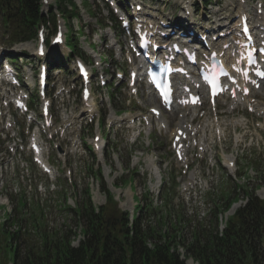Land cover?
<instances>
[{"label": "trees", "instance_id": "1", "mask_svg": "<svg viewBox=\"0 0 264 264\" xmlns=\"http://www.w3.org/2000/svg\"><path fill=\"white\" fill-rule=\"evenodd\" d=\"M57 1L68 23L74 16L80 19L73 0ZM0 16L4 24L9 23L15 39L33 37L35 26L44 18L40 0H0ZM230 202L223 203L222 209L226 210ZM150 213H154L151 207L141 208L131 228L127 226V214L122 213L119 224L113 220L107 228L103 208L96 212L85 199L78 212L71 215V222L80 226L84 236L77 247L71 246L76 233L69 225L47 229L40 216L30 215L24 219L28 225L24 228L23 219L8 216L0 224V236L4 238L0 242V264H184L175 250H170L179 242L176 235L184 228L183 218L174 224L163 220L156 227L143 226ZM215 217L216 208L209 227L200 225L192 234L191 242L185 245L187 256L198 264H264V248L260 246L264 235V202L250 195L246 205L228 218L220 236L216 232ZM14 222L17 230H5L7 224ZM163 223L168 226L162 232ZM149 238L154 240L152 248L146 245Z\"/></svg>", "mask_w": 264, "mask_h": 264}, {"label": "rangeland", "instance_id": "2", "mask_svg": "<svg viewBox=\"0 0 264 264\" xmlns=\"http://www.w3.org/2000/svg\"><path fill=\"white\" fill-rule=\"evenodd\" d=\"M49 1L54 2V0H49ZM170 1H174V0H170ZM216 1H220V0H209V2L212 3L209 6V7H211V8H209L211 10V12L214 10H217L216 5H214V3ZM221 1L223 4L226 3L227 5L230 2L231 6L234 3H236V0H226V1L221 0ZM75 2H76L77 6L80 10V13H81L80 23L83 25V27H85V34H80L79 36H77V37H79L78 41H82L83 37H86L87 42H92V40L90 38H88V36H87L86 26H87L88 22L91 23L92 21H94V18H91L88 15H86L85 11L89 12V14L92 13L93 17L102 18L103 14H104V16L107 14V10L103 6L100 9V7H98L99 3H97L96 0H87V5L89 8L84 7V5L81 4L80 0H75ZM94 2L97 4L95 5ZM219 8H220V6H219ZM44 10L46 11V8H44ZM73 23H74V28L77 29V27L79 25L76 24V21L74 19H73ZM70 34H71V29L69 28L68 44L71 48L72 47L74 48L75 40L71 39ZM82 47L80 46V48L83 50L84 47L83 48ZM262 94H264V93H262ZM116 96H117V94L115 92V97ZM148 104L152 105V100H150V102ZM149 105H147V107ZM176 117L177 116L172 117V119L176 118ZM104 126H105V118H104ZM104 126L102 125L101 118H100V128L102 131L104 130ZM240 132H243V131L241 130ZM128 133H129V129H127L126 127H123L120 132H118L117 134L112 133L111 136H109V137H107V132H105V134H104L105 139H108V141H109L107 144V155H109L111 151H113L114 154L117 155V160L114 163H112L110 166L108 165V162H107L109 159V157H107V156L104 157V160H105L104 165H103L104 168L98 162L97 169L100 168L99 166H101V170H102V174H103L102 177L105 181L106 189H108L111 192V195H113V198H114V196H115V193L113 191L114 187H111L113 182L117 183V185H118L117 188H122V189L127 188L128 182H131L130 184H131V187L133 190L132 194L134 195V197L140 198V196H142V200H143V198H144L143 192L145 189L142 187V185L145 183L146 177L143 174H140V171H139L140 167L138 166V164H134L130 161V155L134 150H139V151L153 150L154 153L162 159L161 162H162V166L164 167L162 184L164 185L165 189H168L167 191L170 194V196L171 197L174 196L176 194L175 187L173 188L172 186H169V185L172 184L171 178H174V175H175V173H174L175 172V165L171 160L172 156H171V153L169 152L167 135L163 134L164 136L159 137V134L157 132L152 131L148 135L149 137H146L147 134H144V132H143L142 136L135 142V144L130 145L131 144L130 139L127 137ZM250 140H252V143H256V138L253 136V134H248L246 136V141H250ZM221 144H222L221 148H220V144H218L219 149H220V150L218 149L219 151L217 150V147H214L212 152H216V154L218 153V154H220V156H223V154H225V153L235 155L237 168H239V166H240L239 173H238V174H240V176L239 177L236 176L237 180L229 178L228 177L229 174L226 173L225 170L222 168V165H220L221 163H219L216 160L215 166H217L218 171L216 173L214 172V173L210 174L208 177H211L212 179H217L218 185L214 186V192L208 194V196H207L208 201H210L212 199V197L210 195H213V194H216V197H219L220 195H222V193H224L226 195V197L227 196L232 197L236 192V188H237L235 186L236 181H238V184L241 186V188L244 187L245 189H248V190L249 189H259L260 187H264V179L262 177H260L261 174L257 173L254 169L251 170V166H250L251 161H249V165H247L245 162V160H247V158L244 157L242 159V164L241 163L238 164V158L241 156V149L243 147V144L240 147H237L236 143H234V141L232 140L231 137H226L225 140H222ZM219 159L221 162H223L222 158H219ZM90 161H89V159L81 158V159H79V161L77 162V165L74 168L73 172H74V176H75L74 178L76 180L75 181L76 182L75 183L76 197L73 195V198L76 200V203H79L81 201V199H83V190L88 185L91 189V195L94 199V204L95 205H99V204L102 205L105 203V201L103 198V194L101 193V190H100V184H98V182H96L97 178L95 179L94 176L92 178H90L92 173L89 171V168L94 169L92 167ZM170 165H171V172L169 173ZM142 169H145V166H143ZM105 171L106 172L109 171L107 173L108 178H111V181L109 183L105 180V175H104ZM2 173H3V175H2L3 177L0 179V204H4V206L6 205L8 208L10 205L11 210L13 211V208L16 204L14 203V201L13 202L10 201L11 197L9 196V194H7L9 192V190H8L7 184H6V178H5L6 176L4 175V172H2ZM162 184H161V187H162ZM59 185L62 188L65 186L66 190L64 191V193H66V191H67L68 192L67 196H70L69 190L71 188H68L64 183H59ZM3 186L6 187V190L3 189ZM26 190H27V188L25 187V190L23 189L24 194H25ZM241 191L242 190H240V192ZM128 193H129V191H128ZM62 196H63V191L59 190L58 187L56 188L55 192L53 194H51L50 198L52 199V201L50 203H48L47 208H46L47 222L48 223H49V221H51V222L55 221L56 224H59L62 222V219H64V217H71V216L67 215V213L61 212V210H63V209L60 206L62 204L59 202V200L60 201L62 200ZM120 200H122V201L125 200V207H123V209L128 211V209L130 208V204L128 203L129 197L124 198L121 196ZM114 201H116V200H114ZM67 202L69 203L68 198H67ZM0 207H2V206H0ZM55 208L59 209V212L55 211ZM104 211L107 215H109V214L114 215V214L118 213L119 211H123V210L117 209L114 206V204H110V206H108V204H105ZM137 211H139V207H136L135 213H137ZM59 215H61V216H59ZM107 215H106V217H107ZM0 242H3L2 236H0Z\"/></svg>", "mask_w": 264, "mask_h": 264}, {"label": "bare ground", "instance_id": "3", "mask_svg": "<svg viewBox=\"0 0 264 264\" xmlns=\"http://www.w3.org/2000/svg\"><path fill=\"white\" fill-rule=\"evenodd\" d=\"M240 13V12H238ZM231 105V102H229L227 104V108H226V113H229V106ZM255 108V112L256 113H260L261 112V109L263 108V106L260 104V105H255L254 106ZM210 116H212L210 119L207 118V117H204L199 123H197L196 125L194 124V126L191 128V129H184L187 131V133L191 132V131H194V133L196 132L198 134V136L195 137V140L197 142V147H205V138L203 136L204 132L209 130L207 127H210L211 125H215V129L214 130H220L219 126H220V122L216 120V122L214 121L215 117H214V114L212 113ZM146 120H149V118H146ZM229 122L232 124V125H236V124H239V120L235 119V118H230L229 119ZM170 119L168 116L160 113V115L158 116L157 118V121H156V124L157 126L159 127L160 130H162V127L164 128V131H166L167 129H169L170 127ZM190 123V118H185V117H182V118H178L174 124H173V129L174 130H177V129H182L186 126H188V124ZM197 125H199V128H197ZM219 134H215V136H218ZM206 148H204L205 150ZM231 160V158L228 156V157H224V161L225 163H229V161ZM116 192H118V190H116ZM188 264H191L190 261H188Z\"/></svg>", "mask_w": 264, "mask_h": 264}]
</instances>
